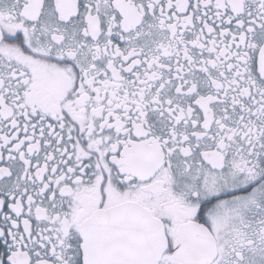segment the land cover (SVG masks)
I'll return each mask as SVG.
<instances>
[{"label":"snow or ice","instance_id":"obj_1","mask_svg":"<svg viewBox=\"0 0 264 264\" xmlns=\"http://www.w3.org/2000/svg\"><path fill=\"white\" fill-rule=\"evenodd\" d=\"M0 264H264V0H0Z\"/></svg>","mask_w":264,"mask_h":264}]
</instances>
